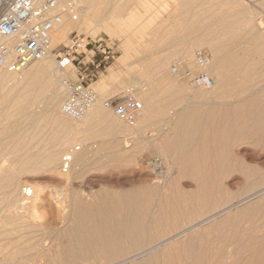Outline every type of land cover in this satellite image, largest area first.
Returning a JSON list of instances; mask_svg holds the SVG:
<instances>
[{"label": "bare ground", "instance_id": "1", "mask_svg": "<svg viewBox=\"0 0 264 264\" xmlns=\"http://www.w3.org/2000/svg\"><path fill=\"white\" fill-rule=\"evenodd\" d=\"M111 1L78 0L79 9L76 19L72 20L67 15H63L61 23L54 28L50 35V48H56L73 31L88 33L93 39L103 31L121 42L122 50L115 62L116 70L107 69V74L103 75L102 73L97 80L90 84V88L98 96L96 95L95 103L88 108L81 119L73 120L60 110V101L64 97L61 77L63 75L71 77L72 73L61 70L51 52L18 72L0 69V158L2 154H7L18 159L16 164L6 167L4 162L7 158L3 157L0 160V239L7 237V242L11 244L17 239L19 240L20 230L34 233L33 237L39 231L37 234L40 236L36 247H19L18 249L15 247L17 250L14 248L6 259L9 261L23 260L24 253L28 254L29 250L35 249L34 258L31 261L39 264H214L211 261L212 254L209 259L204 258V261L199 262L198 256L201 254L199 258L202 259V256H205L202 252L205 250L201 249L202 252L199 254L195 249V253L197 252L199 255L193 254L191 250L193 246L190 247L193 240L189 239L192 236L189 235V238L185 239L186 241L184 238L188 232L195 236L197 228L210 223L212 216L218 211L199 220L200 224L193 226L188 231L184 229L178 231L174 236L171 235L170 239L159 241L161 243L158 242L151 246L149 244L155 242L159 238L157 237L159 233L169 228L171 223L175 226L174 222L176 221L174 220L177 217L169 219V215L164 214V212H170L169 207L174 209L172 212L175 211L182 217H189L193 213L200 215L201 211L206 212L205 209H208L210 205H217V193L223 189L217 180V175L223 166L221 160L225 151L226 161H228L226 166L243 169L242 162L248 160L246 153L236 151L234 154L232 152V155L231 147L236 142L239 145V142L241 144L242 141L249 140L250 144L257 143L264 148V64L260 62L262 58L248 57L254 48L247 46L250 41L256 42L264 35H262V31L258 32L256 23L251 25L255 29L245 33L189 32L179 35H173V33L170 35L169 33V38L163 40L164 44L160 42L155 48H160L162 45L168 46L175 42H178L179 45L180 42L179 50L177 43L174 45V47L178 46L177 48L169 45V48L178 50L177 55H175L174 49L173 51L167 49L168 53L172 52L169 54L170 56H172L171 54L176 56V63L175 61L172 63L170 59L174 57L167 56L166 51L165 54H162L163 57H158L146 54L145 51L152 50L151 47L142 49L147 41L145 36L148 39V37L157 35L156 32L160 31L159 26L154 23L152 26L149 24L148 26L151 27L146 28L151 29L150 32L136 29L137 26H140L139 24H142L139 18L136 20L137 10L132 8L128 11L125 10L126 13L122 15L120 12L124 10L121 11L117 4H115L116 7L112 6ZM149 7L152 6L149 5ZM149 9H146L145 14L148 13V17L151 18L153 10ZM119 13L120 18L125 16L123 17L125 21H123L127 22L126 24H121L123 21H118L119 24L113 23L114 17L115 21L119 19L116 17ZM249 13L251 14V12ZM126 16L130 20L126 19ZM134 16L136 19H133ZM148 17L144 16V19L147 20ZM152 18L147 21V24L155 21ZM251 18L250 15L247 20L251 21ZM143 23L145 24V22ZM144 24H142V29H146L143 28ZM132 26L135 29L133 28L131 33L127 28ZM182 27L197 30L206 26L187 25ZM160 28L162 27L160 26ZM138 31L142 33H137ZM191 35L197 37L187 39ZM203 36H213V41L212 39L207 41L211 43L207 44L205 39L203 42L204 45H207L210 54L200 48L203 47L201 41ZM218 40L219 42L223 40V42L218 43ZM138 50L140 51L138 52ZM143 51L145 54H140ZM257 53L264 54V49ZM62 63L64 68L71 64L69 59H64ZM192 64L196 65L192 68L196 69V72L190 69L194 66ZM198 68L201 71H197ZM145 69L149 72H144ZM10 81L11 83H9ZM126 88H132L133 92L136 89L137 98L142 102L141 115L133 125L126 124L113 114L111 108L106 106V100L113 96H109L110 94L119 93ZM31 91L34 92L32 96L28 94ZM160 94H162L161 98ZM101 96H105V98L101 99ZM33 104L34 106H32ZM39 113L45 116L46 123L54 128L52 139H58L62 147H65L63 148L64 152L60 150L58 144L59 149L56 145L57 149H51L52 146H50L46 152H42L44 150L39 152L37 149V151L28 154L23 152V150L29 149L25 141H23L24 143L17 142L15 139L4 137L5 135L10 136L14 134L15 130H18L16 128L19 127L18 124L23 114H27L26 120L30 124L36 125L37 135H39L43 130V125L39 124L36 119ZM152 124L155 126L152 127ZM96 126L99 127V130L95 129ZM90 129L100 132L102 146L110 149V157L116 162L125 160L134 145L143 141L150 142L153 148H158V142L162 141V146H160L162 148L172 147V157L183 164L193 160L198 163L202 160L201 162L205 166V159H210L213 169L212 181L209 180L211 186L209 188L203 183L200 185L202 190L209 188L210 194L205 196L203 195L205 192L197 194L196 191L194 195L178 194V197L164 201L165 204H162L161 201L153 208L148 202L150 187L148 190L144 188L146 186L138 187L132 193L124 192V195L118 194V196L102 192L98 194L96 202H90L86 196H78L76 193L68 195L66 191L56 187L47 193L39 188L34 190V186L30 185L23 176L25 174L35 175L39 171L37 169L42 166L43 168L46 166L44 171L70 183L71 174L81 170L82 164L87 158V151L80 141L86 138V133ZM62 133H66V137H63ZM58 141L56 142L58 143ZM245 143L247 145L248 141L243 144L245 145ZM222 147H224V151L221 150ZM58 150L61 153H58ZM229 150H231L232 156L229 155ZM38 165L40 166L38 167ZM199 171L203 172V169H197L195 172ZM250 171L252 170L249 167ZM205 181L203 182L205 183ZM263 192L264 189L260 188L248 194L239 200L240 204L243 205L245 202L248 204V201L258 197L259 194L262 195ZM164 194L166 197L167 194ZM252 203L244 206L249 214H252L256 207ZM47 207L54 208L59 213L54 219L56 224L64 225L71 219L76 230L74 233L75 242L72 243L73 240L68 239L66 242L58 243L59 248L54 258L57 260L51 258L48 261L44 260L49 252L47 247L43 246V242L48 238H59L61 227H54L51 230L49 225L43 222V215L36 216L38 208L45 209ZM69 210L72 211L69 213L67 212ZM175 212V215L172 214V216L177 215ZM225 212H227V208L218 217ZM180 219L179 222L183 221ZM45 220L47 221L46 218ZM28 234L26 237H31ZM71 237L73 238V236ZM200 240L198 241L200 242ZM200 243H203L202 240ZM146 245L148 247L144 248ZM189 247L191 256H189L191 253L187 254ZM206 252L208 251H205V254ZM259 253L261 254V252ZM165 257L168 260L167 258L165 260ZM206 257L209 256L206 254ZM127 258L130 259L127 260ZM263 258L264 256L258 259L262 261ZM23 261L25 262V259Z\"/></svg>", "mask_w": 264, "mask_h": 264}, {"label": "rangeland", "instance_id": "2", "mask_svg": "<svg viewBox=\"0 0 264 264\" xmlns=\"http://www.w3.org/2000/svg\"><path fill=\"white\" fill-rule=\"evenodd\" d=\"M111 3H112L111 5L115 7H116L115 4H117V7L119 5L121 8V11L124 10L123 11L124 13L120 12L122 15L125 14L126 11H128L131 8L136 9L137 10L136 15L138 16H137V19L135 18L136 16H134L133 19H136V20L140 19L139 21H142V24H144L143 22H145L143 28L144 27L149 28L152 26L153 23L159 26L160 31L156 32L157 35L148 37L149 40L145 36V39L147 41H146L145 47L142 48V49H145V48L147 49L148 47H151L152 50L145 51V52L146 54H151L153 56L163 57L162 54H165L164 53L165 51L168 54L166 55L170 56L169 54L172 52L168 53L169 50L167 49L171 45H173L174 47V45H176L175 43H177L178 45V42L172 43L171 45L168 44V46L162 45V47L157 48V49L155 48V46L159 45L160 42L164 44L163 40H166L167 38H169V36L172 33L173 35H179V34H184V33H189V32L190 33L191 32L192 33H216L217 32L219 34L228 33V32L245 33V32H250L253 29H255V28H252L251 25L253 23H256L258 24V28H257L259 29L258 32L262 31L261 33L262 35H264V0H112ZM149 5L152 7H149ZM144 7L148 10H150L149 8L153 10L151 14V18L153 17L154 19L152 18V20H155V21L148 22L147 24V21H149V19L151 20V18L148 17L147 15L148 13L145 14L146 9ZM248 11L251 12V14ZM120 13L117 14L116 16L119 18V19L117 18L118 20L116 19L117 21H115V17L114 19H112L114 24L115 23L119 24L120 21L122 22L124 20L123 17L125 16H121V18L120 16H118L120 15ZM250 15L252 17L251 21L247 20V17ZM144 16H147L149 19L147 20L144 19ZM126 19L130 20V18L128 17ZM124 21L121 24H123ZM126 23L127 22H125L124 24ZM142 24H139L140 26H137L136 29L138 28L139 30L141 29L140 31L146 30L150 32L151 29H147V28L142 29L141 28ZM149 24H151V26H148ZM187 25H195V26L205 25L206 27H202L197 30H190L185 27H182V26H187ZM160 26L162 28H160ZM133 28L135 29V27L132 26V27L127 28V30H130L132 33V31L134 30ZM140 31H138L137 33H142ZM74 33L89 36L92 38L91 35H89L88 33H84V32L73 31V32H70L68 35H72ZM133 33H136V32H133ZM191 37L193 39V38H196L197 36L193 37L191 35L187 39L190 40ZM222 37H225V36H222ZM201 38H202L201 41H202L203 47H200V48L201 50H204L205 52L207 51V54H208L210 51L207 45H204L205 43L203 42L205 40L206 42L211 41L210 39H212L213 41V36H203ZM94 39L102 41L100 51H96L94 53L92 57V62L88 61L86 63L87 65L86 68L84 66H79L81 69L85 70L86 72H89L91 70L96 71L93 81L97 80L99 76L102 75V73L103 75L107 74L108 73L107 69L116 70L117 65L115 62H116L117 57L121 54V50H122L121 42L117 40L116 38L114 37L112 38L109 35L103 33V31H101L99 33V36L95 37ZM221 41L223 42V40H220V42ZM220 42L218 40V43ZM208 43H211V42H207V44ZM179 45H180V42H179ZM247 46L254 48L253 52L249 53L248 57L252 58L254 56V57L262 58L260 62L264 64V54L261 55V53H257L264 49V37H260V39H258L256 42L250 41L247 44ZM177 47L175 46L174 48H177ZM180 47L181 46H179L177 49L179 50ZM169 49H171L170 51H173L172 48H169ZM140 50H138V52ZM178 50H175L176 52L174 51L175 55L178 54L177 53ZM145 52L144 51L140 52V54H145ZM54 53L55 51L51 52V54L54 56L52 57L55 58L54 60L57 61L58 59L55 57ZM140 54L138 53V55ZM171 55L172 56H170V58L174 57L173 54ZM105 56H107V58ZM88 59H89L88 57L85 58V60H88ZM175 59H176V56L174 58H171L170 62L173 63V61H175L176 63ZM97 63H99V65L98 67L95 68V64ZM71 65L72 64L67 65L65 68H63V70L65 72L66 71L71 72L72 73L71 78L75 79V74H74L75 68L73 67V65L72 66ZM192 65L194 66H192L190 69L196 66L195 64H192ZM192 70L196 72V69L195 70L192 69ZM147 71L148 70L145 69L144 72H147ZM197 71H201V70H199L198 68ZM9 83H11V81ZM135 90H134V94L137 97ZM28 94L29 95L31 94L32 96L34 92L31 91ZM115 94L117 93H114V94L112 93L109 96H112ZM64 95H65V91H64ZM161 95L162 94H160L159 97ZM63 98L64 97H62V99ZM100 98L104 99L105 96H101ZM32 106H34V104ZM106 106L109 109L111 107L110 104L108 103V100H106ZM38 115L36 116V119L39 124L43 125V130L41 131L39 135H37L36 125L30 124V122L26 120L27 114L25 115L23 114L21 117V121L18 124L19 127L16 128L18 130H15L17 134L14 132V134L10 136L5 135L4 137H7L6 139H15L17 142L25 141L27 144V148L29 149L23 150V152H26L28 154L37 151V149H39V152H41L42 150H44L42 152H46L47 150L50 149V146H52L51 149L56 148L55 147L56 145L58 148V144H59L60 150L62 151L63 148L65 147L64 146L62 147L58 139H55L56 141H58V143L54 139H52L54 135V131H53L54 128H52L46 123L47 121H46L45 116H43L41 113H39ZM153 125L154 124H152L151 126L154 127L155 125L154 126ZM97 127L98 126H96L95 129L99 130V127L98 128ZM95 129H90L86 133V138H83V140L80 141V144L83 145L87 151L86 153L87 158L84 164H82L83 168L81 167V170L71 174L70 183L65 182L61 178L59 179L55 177L54 174H51L48 171H44L46 166L44 168L42 166L41 168L39 167L40 165H38V167L41 169L38 168L37 170L39 171H37L36 174L34 173L35 175L25 174L23 176L25 180H27L30 185L34 186V190L36 188H39L43 192L47 193L52 188L56 187L59 190L66 191L68 195L70 193H76L78 196L80 195L86 196L90 200V202L91 201L96 202V200L98 199V194L102 192H108V193L116 194L118 196V194L124 195L125 193H129V191L130 193H132L136 191L138 187L140 188V187L146 186L144 187L146 189L150 187L149 188L150 191L148 192V195H150V197H148L149 199L147 197L146 198L148 199L150 206L153 208L157 206L159 203H161V201H162V204H165L164 201L171 199V198L174 199L178 197V194L184 195L185 193H188V194L194 195L195 191L197 192V194L198 193L201 194L205 192L203 193V195L205 196L210 194L209 186H211L212 175H213L212 162L209 161L210 159H205L206 161H204L203 159V161L206 162L204 163L205 166L203 165V162H201L202 160L200 161V159H199L200 162L198 163L196 162V160L195 161L193 160L192 162L183 164L180 161L174 160L175 158L172 157V154H173L172 147H165V148L161 147L162 141L158 142L159 143L157 145L158 148H153L150 142L143 141L142 143L139 142V143H136V145H134V147L131 149V152L129 153V156L125 157L126 158L125 160L122 159L116 162L115 159L110 157V153H109L110 149H107L106 147L102 146L103 145L101 141L102 137H100L99 135L100 132H97ZM62 136L66 137V133L64 134L62 133ZM63 140L65 139L63 138ZM247 141H248V144L246 145L245 143L244 145L243 143ZM244 142L242 141L241 144L239 142L240 146L237 145V142H236L231 147L232 151L231 150L228 151L229 155H231L232 152L234 154V152L236 151H240V152L242 151L246 153L248 160H244V162H242L244 166L243 169L240 167L229 168V166H226V164L228 163V161H226L227 157H225L226 151L223 153V158L221 160L223 162L221 163V165L223 166H221L222 167L221 169H224L225 167H227L228 169H224V170L220 169V172L217 175V180L223 188L221 192L217 193V200H218L217 201L218 203H216L217 205L215 206L210 205L208 209H205L207 210L206 212L201 211V213L199 212L200 215H198V213L196 214L193 213L189 217L188 216L182 217V215H180L179 213L175 211L172 212V210L174 209L169 207V209H171L169 212L170 214L168 212H164V214H167V216L169 215V219L171 217L173 219L174 217L178 218L174 220L176 221L174 222L175 226H173L171 223L172 227L170 225L169 228L162 230L157 236L159 238L152 244H149V246L154 245L158 243L159 241L162 242V241L172 238V236L176 235L178 231H183L184 229L188 231L190 228H193V226L195 227L197 224H200V222L198 223L199 220L205 218L207 215H210L211 213H214L215 211H218L216 212L215 215L213 214L214 216H212V220H210V223L208 222L204 224L203 226H200V228L199 227L197 228L198 230L196 232L197 234L195 233L196 234L195 236H193L194 234H190L189 232H188L189 234L187 233L185 235L184 241H186L189 238V235L192 236V238L190 237L189 239L193 240V241L191 240L193 243H191L190 245V247L192 246L193 247L192 249L189 247L188 249L189 253L187 252V254L189 255L191 253V250L193 254H196L197 252L200 254L203 250L208 251L206 252V254L209 257H206V254L204 251L202 253L205 256H202V259L199 258L201 254L199 255L197 253L199 255V256L197 255L198 259H200L199 262H201V260L204 261V258L209 259L210 255L212 254L211 261H213L214 264H264V258L262 259V261L259 260L260 257L264 256L263 255L264 254V192L262 195L259 194L258 197L256 196L255 198L250 200L251 202L248 201V204L253 202L256 206L252 214H249L247 210L245 209L246 205H248L247 202L241 205L240 204L241 202L239 201L243 199L245 196H247L248 194L260 188L264 189V148H262L263 146L261 145L262 146L261 147L260 144L257 145V143L255 144L252 142L253 144H250L249 142L251 141L249 140H246ZM221 150L224 151L225 150L224 147H222ZM61 151H59L58 153H61ZM230 151H231V154H230ZM3 157L7 158L4 162L5 167L10 164L11 165L16 164V161L18 160L12 155H7V154H2L0 160ZM197 166L198 167L201 166V167L198 168ZM245 167L247 168V170ZM249 167L252 170L250 172L253 174L249 172ZM197 169H203V172L202 171L195 172ZM203 181H205V183ZM202 183L208 186L209 188L208 187H207L208 189L203 188L202 190V187L200 186ZM157 187L159 188L157 189ZM162 192L167 194L166 197H164L165 194L164 193L162 194ZM160 197L163 200H161ZM238 204L240 205L237 206ZM226 208H227V212H225L224 214L218 217V215H220V213L223 212L224 209ZM71 211L69 210L67 212L70 213ZM174 212L177 213L176 216H172ZM57 214L59 213L55 211L54 208H48V207L45 209L38 208L37 213H36V216L43 215L44 217L42 218L43 222H46V224L49 225V228L51 230L54 227L55 228L58 226L61 227L60 231H61L62 237L60 236L59 238H52V239L48 238V239H45V241L43 242V246L47 247L49 254H51L50 255L51 257L47 256L49 254H47L44 257V260L46 261H48L51 258L54 259L56 257L57 249L59 248L58 245L61 242H66L68 239L73 240L72 243L75 242L74 233L76 230L73 227L74 225L72 224L73 221L70 219V221H67L64 225L58 224V223L56 224L54 222V219L57 216ZM214 217H217V218H214ZM45 218L47 219V221L45 220ZM180 218L183 219V221ZM179 219L182 222L181 221L179 222ZM31 230H33V228H31ZM71 230L73 231L71 232ZM25 231L20 230L19 240L17 239L15 242H12L11 244L7 242V239H6L7 237L6 238L2 237L0 239V264H39V263L31 261L34 258V254L36 252L35 249H34L35 251L33 249H32L33 251L28 249L29 250L28 254L27 252L24 253L25 262L23 261L24 259L19 260V261H16V260L9 261L6 259L9 253H11L15 247L17 249L19 247L20 248L22 247L30 248V246L31 248L36 247V244H38L39 239H40V236L37 234L39 233V231L35 233L37 237L36 235H34L33 237L34 233L31 234L29 231L28 232L31 235V237H26L28 232L26 233ZM71 236H73V238ZM200 239L202 240L203 243H200L201 242ZM198 240H200V242ZM145 247H148V246L146 245L144 246V248ZM16 248L14 250H17ZM195 249L197 250L196 253L194 251ZM221 252H223V254L220 255ZM253 252L258 253L257 254L258 256L262 254V256L258 257ZM259 252H261V254ZM191 255L192 253L189 256ZM166 258L167 257H165V260ZM128 259L130 258H127V260ZM54 260H57V259H54Z\"/></svg>", "mask_w": 264, "mask_h": 264}, {"label": "built area", "instance_id": "3", "mask_svg": "<svg viewBox=\"0 0 264 264\" xmlns=\"http://www.w3.org/2000/svg\"><path fill=\"white\" fill-rule=\"evenodd\" d=\"M78 0H0V69L18 72L35 60L55 51L58 67L69 59L75 68V79L63 75L65 91L60 104L61 112L73 120L83 117L96 101L90 88L95 70L86 72L87 67L102 41L81 34L68 35L56 49L50 48V35L58 26L63 15L75 20L78 14ZM88 57V60L85 58ZM107 58V56H105ZM99 63L95 64V68ZM111 111L128 125H133L142 112V102L132 88H126L108 98Z\"/></svg>", "mask_w": 264, "mask_h": 264}]
</instances>
